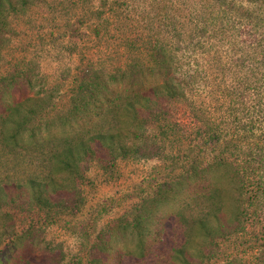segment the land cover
Segmentation results:
<instances>
[{"label": "rangeland", "instance_id": "374dc122", "mask_svg": "<svg viewBox=\"0 0 264 264\" xmlns=\"http://www.w3.org/2000/svg\"><path fill=\"white\" fill-rule=\"evenodd\" d=\"M241 5L249 7L245 0H37L24 12L10 14L0 81L26 71L33 86L7 92L0 86V111L9 102L39 94L46 105L38 123L54 122L68 115L88 71L115 73L134 58L144 60L158 41L178 46L181 79L192 83L148 128L161 147L158 158L117 159L106 166L90 161L79 185L81 205L62 209L52 222L35 209L15 210L17 230L31 221L38 235L34 245L24 244L12 255L4 252L3 263H21L30 254L46 262L59 253L58 264H87L98 236L106 238L119 220L131 219L151 202L159 184L175 181L197 162L206 167L224 158L243 175V206L237 225L230 223L235 231L202 264H264V64L259 61L264 0L249 7L250 18L238 9ZM162 80L154 77L151 83ZM176 208L164 206L159 214L166 220ZM166 223L174 233L171 221ZM112 239L114 250L120 249L122 243ZM157 253L159 261L167 255L164 247ZM122 264L135 263L126 258Z\"/></svg>", "mask_w": 264, "mask_h": 264}, {"label": "trees", "instance_id": "16d2710c", "mask_svg": "<svg viewBox=\"0 0 264 264\" xmlns=\"http://www.w3.org/2000/svg\"><path fill=\"white\" fill-rule=\"evenodd\" d=\"M36 1L0 0V50L9 33L10 14L22 13ZM245 1L249 7L261 2ZM249 7L238 9L250 18L254 13ZM177 51V45L158 41L144 60L134 58L115 73L101 70L91 75L88 71L68 115L58 116L54 122L38 123L46 105L39 94L9 102L0 111V259L6 251L12 255L24 244L34 245L38 232L31 221L18 231L15 210L35 209L45 215V222H52L62 209L79 208V185L85 181V165L90 161L106 166L117 159L160 156L161 147L148 128L167 104L184 97L192 83L181 79L184 64ZM261 56L259 61L264 64V49ZM158 76L163 80L151 83ZM31 77L26 71L12 72L0 81L1 91L32 88ZM195 184L204 186L191 191ZM244 188L236 164L224 158H215L206 167L197 162L175 181L159 184L151 202L131 219L119 220L106 238L99 235L87 264H110L109 259H113L111 264H122L126 258L135 264H202L235 231L230 223L237 225ZM226 201L232 207L228 218ZM164 206H177L166 220L159 214ZM166 221H171L174 233L165 229ZM112 236L122 243L120 249L114 250ZM163 247L167 255L159 261L157 249ZM58 254L51 253L46 262L30 254L21 263L0 260V264H58L62 257Z\"/></svg>", "mask_w": 264, "mask_h": 264}]
</instances>
